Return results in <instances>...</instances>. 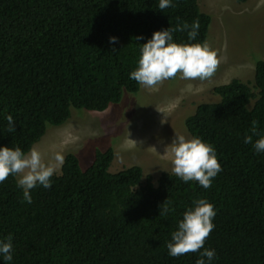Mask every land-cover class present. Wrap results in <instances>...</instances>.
<instances>
[{
    "label": "trees",
    "instance_id": "1",
    "mask_svg": "<svg viewBox=\"0 0 264 264\" xmlns=\"http://www.w3.org/2000/svg\"><path fill=\"white\" fill-rule=\"evenodd\" d=\"M170 2L161 11L159 0H0V146L27 152L71 107L103 111L137 92L130 73L154 31L198 20L194 39L189 27L173 42L203 44L210 16L196 0ZM213 92L217 101L183 119L190 137L215 149L222 170L210 188L169 172L141 184L135 164L109 172L111 145L84 169L67 151L51 186L30 190L31 203L14 176L0 182V241L11 235L13 246L0 264H196L204 248L215 251L206 264H264V152L253 147L264 135V58L253 61L252 86L233 78ZM253 121L257 134L245 143ZM200 198L215 209L214 228L200 251L172 257L171 234Z\"/></svg>",
    "mask_w": 264,
    "mask_h": 264
},
{
    "label": "rangeland",
    "instance_id": "2",
    "mask_svg": "<svg viewBox=\"0 0 264 264\" xmlns=\"http://www.w3.org/2000/svg\"><path fill=\"white\" fill-rule=\"evenodd\" d=\"M196 2L199 10L210 16L204 43L221 61L210 80H184L177 74L155 89L140 85L135 93H123L117 104L103 111L71 107L69 117L57 125L47 124L30 149L38 150L44 161L52 164L56 155L73 151L84 169L96 148L111 145L109 172L138 165L141 184L145 175L155 184L160 172L173 173L172 139L176 135L191 138L183 125L184 117L199 103L217 101L213 87L219 84L236 78L252 86L253 61L264 58V0Z\"/></svg>",
    "mask_w": 264,
    "mask_h": 264
},
{
    "label": "clouds",
    "instance_id": "3",
    "mask_svg": "<svg viewBox=\"0 0 264 264\" xmlns=\"http://www.w3.org/2000/svg\"><path fill=\"white\" fill-rule=\"evenodd\" d=\"M170 6V0H159L158 7L161 11ZM189 27L187 35L192 40L198 35V20H194L191 26L183 23L171 30L167 28L154 31L151 39L142 44L138 66L130 73V78L151 89L165 80L176 78L177 74L184 80H210L221 62L218 53L207 43L173 42V32L184 31ZM115 40V37H110V42ZM6 119L8 132L15 131L13 117L9 115ZM256 124L257 122H252V135H246L245 143L253 142V136L257 134ZM253 147L257 152H264V135L255 140ZM170 153L173 173L185 182L198 181L205 189L211 187L213 178L222 170L214 147L197 136L186 138L184 135H176L170 143ZM55 160V164L45 162L35 148L24 152L19 147L0 146V182L10 175L17 177V184L23 189L24 200L31 203V189L37 184L44 188L51 186L50 179L63 164V156L56 155ZM194 205V208L183 213L178 229L171 234V241L166 245L168 254L172 257L200 251L214 228L213 205L203 198L194 201ZM169 211V207L164 205L159 214L163 216ZM11 239L9 235L7 240L0 241V254L6 261L12 260ZM214 256V250L204 248L196 264H206V260L211 261Z\"/></svg>",
    "mask_w": 264,
    "mask_h": 264
},
{
    "label": "bare ground",
    "instance_id": "4",
    "mask_svg": "<svg viewBox=\"0 0 264 264\" xmlns=\"http://www.w3.org/2000/svg\"><path fill=\"white\" fill-rule=\"evenodd\" d=\"M156 148V147H155Z\"/></svg>",
    "mask_w": 264,
    "mask_h": 264
}]
</instances>
